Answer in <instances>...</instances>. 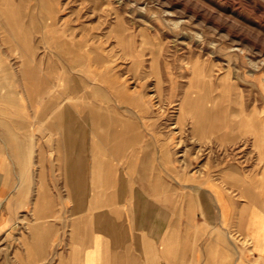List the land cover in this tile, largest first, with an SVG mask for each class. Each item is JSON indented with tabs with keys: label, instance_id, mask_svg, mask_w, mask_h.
<instances>
[{
	"label": "crops",
	"instance_id": "1",
	"mask_svg": "<svg viewBox=\"0 0 264 264\" xmlns=\"http://www.w3.org/2000/svg\"><path fill=\"white\" fill-rule=\"evenodd\" d=\"M2 61L0 264H264V103L239 115L211 96L208 116L196 122L185 111L195 140L228 147L250 138L255 158L244 169L227 162L175 176L167 138L147 127L151 118L121 110L127 99L104 74H78L92 83L84 85L90 110L79 115L65 72L58 85L70 108L58 110L56 92L33 103L53 86L57 62L28 86ZM33 122L41 147L30 143ZM31 148H41V161L30 160Z\"/></svg>",
	"mask_w": 264,
	"mask_h": 264
},
{
	"label": "rangeland",
	"instance_id": "2",
	"mask_svg": "<svg viewBox=\"0 0 264 264\" xmlns=\"http://www.w3.org/2000/svg\"><path fill=\"white\" fill-rule=\"evenodd\" d=\"M14 2L17 5L13 9L35 50L23 53L0 8V71H5L2 56L7 58L14 80L21 79L28 58L41 66L34 73L40 81L48 63L57 62L60 68L53 86L36 96L33 103L37 107L56 92L63 94L62 102L56 105L59 111L77 102L75 111L87 113L91 105H86L84 85L91 88L92 83L78 76L87 68L107 76L106 81L127 99L119 106L121 110L151 118L147 127L159 138H167L173 148L175 176L180 172L190 176L213 173V167L227 162L244 169L246 162L255 158L248 152L253 148L250 138L228 147L198 142L192 137L189 121L182 125L178 107L192 88H208L221 106L240 108L239 115L264 103V0ZM69 69L77 72V79L71 80ZM63 72L67 88L77 93L75 102L69 100L67 88L58 85ZM99 83L115 99L110 86ZM137 99L144 101L147 112L140 111ZM34 123L30 143L41 147V126ZM30 160L41 161V148H31Z\"/></svg>",
	"mask_w": 264,
	"mask_h": 264
},
{
	"label": "bare ground",
	"instance_id": "3",
	"mask_svg": "<svg viewBox=\"0 0 264 264\" xmlns=\"http://www.w3.org/2000/svg\"><path fill=\"white\" fill-rule=\"evenodd\" d=\"M14 1L15 0H0V8L3 10V13L8 19V22L14 32V37L18 39V41L20 42L23 53L27 54L35 50V45L32 43V38L27 32L28 30L26 31V29L22 27L21 22H20L21 21L20 16L17 14L18 12L14 11L13 9L14 6L17 5ZM62 49H64V47ZM32 63H33V58L31 59L28 58L25 61L24 68H23V75L25 77L28 76L27 79L29 78L28 81L30 80L29 82L25 81V84H27L28 86L33 85V82H34L32 81L33 79H30V78H33L34 75H35L34 76L35 78L39 76V75L34 74L35 72L36 73L38 72L36 70L34 71L31 65ZM208 90H209L208 88L205 91H199L193 88L188 90L185 97L179 103L178 117L179 118L182 117L185 111H188L190 114H193L194 118H196V122L202 119L203 116H208V108L211 107L212 97H213V96L211 97ZM178 122L179 120L177 121V125H178Z\"/></svg>",
	"mask_w": 264,
	"mask_h": 264
}]
</instances>
